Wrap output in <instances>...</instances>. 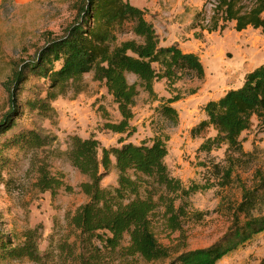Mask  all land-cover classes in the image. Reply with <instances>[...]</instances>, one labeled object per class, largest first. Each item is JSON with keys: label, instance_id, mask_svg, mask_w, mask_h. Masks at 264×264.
I'll list each match as a JSON object with an SVG mask.
<instances>
[{"label": "trees", "instance_id": "trees-1", "mask_svg": "<svg viewBox=\"0 0 264 264\" xmlns=\"http://www.w3.org/2000/svg\"><path fill=\"white\" fill-rule=\"evenodd\" d=\"M6 1L1 0L0 8ZM212 1L207 29L197 21ZM75 10V18L61 35L47 37L32 57L11 64L4 83L8 110L0 119V161L4 151L25 153L35 167L42 191L56 193L63 188L62 178L50 175L47 157L38 156L55 139L27 127L25 122L32 116L51 119L55 115L52 103L68 93H82L87 75L103 85L117 107L120 120L106 123V130L127 137L135 132L130 122L140 91L159 102L155 111L162 125L149 142L120 140L119 146L109 148L101 147L93 136L70 135L66 149L59 154L84 177L79 189L86 197V202L67 217L70 234L58 241L53 251L41 254L36 231L21 235L5 232L0 220V261L139 264L169 259V264H216L263 233L264 171L255 169L251 185H239L241 199L232 209L224 236L208 248L183 252V224L190 198L209 187L194 183L184 186L170 174L165 163L169 139L164 129L178 124L172 105L198 90L193 87L181 93L177 84L202 81L203 65L197 54L183 52L176 44L161 46L145 11L131 6L128 0H78ZM230 22L236 32L251 28L264 33V0H204L191 29L211 33L224 30ZM196 32L194 37L200 40ZM128 75L135 77L132 84ZM160 80L170 95L167 99L154 91V83ZM202 112L204 118L190 130L191 137L213 132L199 145V152L208 154L226 147L227 166L216 165L215 171L228 184L236 164L250 156L243 151L240 137L251 128L253 118L264 131V63L244 76L240 88L205 103ZM111 170L116 172V184L103 187L102 180ZM157 228L168 238L177 234L175 245L172 241L170 245L161 243Z\"/></svg>", "mask_w": 264, "mask_h": 264}, {"label": "rangeland", "instance_id": "rangeland-1", "mask_svg": "<svg viewBox=\"0 0 264 264\" xmlns=\"http://www.w3.org/2000/svg\"><path fill=\"white\" fill-rule=\"evenodd\" d=\"M78 0H7L0 8V119L8 110V96L4 83L10 75L13 62L26 60L33 56L47 37L59 36L73 21L76 15L75 4ZM169 14L157 13L162 20L175 22L176 33H182L184 50H198L197 55L203 65L205 77L202 81L177 84L182 92L197 87L194 95L185 96L172 106L178 113V124L166 127L168 136V154L165 163L170 174L178 178L184 186L191 183L206 186L209 189L193 194L190 198L188 218L185 219V249L183 252L197 251L217 243L225 234L231 223L232 209L241 199L240 184L248 187L252 183L255 169L264 171V131L257 126L256 118L252 119L251 128L241 137L242 148L250 156L242 158L236 164L228 184L215 171V166H227L225 146L210 153L199 152L202 141L212 136L209 131L201 137L192 138L190 130L203 118L202 108L210 100L222 97V85L216 84L214 78L224 74L236 77L248 66H260L264 63V53L256 52L252 47L251 37L263 36L259 30L251 29L243 37L234 31V23H227L224 30L202 32L196 29L201 37L197 43L185 39L190 33L195 15L201 10L204 0H172ZM129 4L144 10L148 20H158L150 10H146L149 0H128ZM1 5V0H0ZM197 24L208 29V18L211 15V4L206 8ZM153 10V9H152ZM206 19L205 22L202 20ZM157 23V21H156ZM208 23V24H207ZM161 33V27L157 26ZM178 28V29H177ZM160 40V39H159ZM167 44H170L169 42ZM160 45L161 44L160 42ZM166 46V45H165ZM206 47V49H205ZM199 48V49H198ZM252 53H256L257 56ZM252 54L251 57H248ZM130 84L135 77L128 75ZM86 88L82 93H68L52 103L55 115L51 119L38 116L29 117L25 125L35 127L40 133L53 137L55 141L45 149L43 155L49 162L51 176L60 177L64 187L56 193L42 191L37 184L35 167L29 156L14 150L4 151L0 161V220L4 221L5 232L18 235L25 231H36L39 235L38 250L41 254L53 251L62 238L70 234L67 217L86 202L79 185L85 181L71 165L61 157L70 135L81 138L95 137L103 148L119 146V141L139 144L149 142L160 130L161 123L156 114L159 102L149 99L140 91L133 108V119L130 125L135 132L126 135L114 134L105 129L106 123H117L120 120L116 105L103 85L85 77ZM239 85V81L235 87ZM238 89V88H237ZM154 91L161 98H169L164 80L154 83ZM4 159H7L4 161ZM1 162H5L1 164ZM239 181V182H238ZM116 184V172L111 170L102 180V186L109 188ZM156 236L165 245H175L177 234L168 238L166 233L157 228ZM72 237V236H70ZM170 260L139 264H169ZM0 264H36L27 259L0 261ZM216 264H264V232L253 237L244 246L230 252Z\"/></svg>", "mask_w": 264, "mask_h": 264}, {"label": "crops", "instance_id": "crops-1", "mask_svg": "<svg viewBox=\"0 0 264 264\" xmlns=\"http://www.w3.org/2000/svg\"><path fill=\"white\" fill-rule=\"evenodd\" d=\"M173 3L172 0H149L148 2V5L147 7H145L146 10H150V12H152L153 15H156L157 16V13H160V15L162 16L163 14H170L171 11H170V6L171 4ZM153 9V10H152ZM158 17V16H157ZM147 19V18H146ZM158 20L157 23L156 21H150L148 20L149 22H151L156 30V33L160 39V42L161 46H169V45H172V44H176L178 45V47L183 51V52H187V53H195L197 54L198 50H184V48L181 46V43L182 45H185V42H184V39H183V34L182 33H176V31L174 32L175 30V27H174V24L175 22L173 21H168V20H162L161 17H158L157 18ZM157 26L161 27V33L158 32V28ZM178 29V28H177ZM248 30H250V28H247L241 32H237L239 33V37H243V35L247 32L248 33ZM194 32H196V30H193L191 29L190 27V33H185V39L189 40L190 38L192 40L193 39V34ZM251 41H252V47L253 48H256V52H263L264 53V35L263 36H259V35H254L252 36L251 38ZM194 41H196V47H198L197 43H200V45L203 46V43L201 41H198L197 39H195ZM170 43V44H167V43ZM186 47V45L184 46ZM186 49H189L188 47H186ZM199 49V48H198ZM206 49V47H205ZM253 55L257 56L256 53H252ZM252 54L248 57H251ZM248 61L249 59L246 58V61L244 62L245 63V70L240 74V76L236 77L235 75L233 74H224L222 76H218V77H215L213 80L216 84H219V85H222V90L223 92L222 93V96L229 90H235L237 88H240L243 84V81H244V76L248 73V72H251L252 70H254L256 68V66H252L253 64H251V66H248ZM239 81V85L235 87L236 83ZM220 97H218L217 99H219ZM217 99H213V100H217Z\"/></svg>", "mask_w": 264, "mask_h": 264}, {"label": "built area", "instance_id": "built-area-1", "mask_svg": "<svg viewBox=\"0 0 264 264\" xmlns=\"http://www.w3.org/2000/svg\"><path fill=\"white\" fill-rule=\"evenodd\" d=\"M213 7H214V2L212 1V2H211V8H213Z\"/></svg>", "mask_w": 264, "mask_h": 264}]
</instances>
